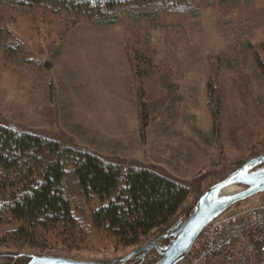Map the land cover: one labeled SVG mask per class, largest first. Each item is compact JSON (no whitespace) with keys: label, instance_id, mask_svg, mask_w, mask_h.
<instances>
[{"label":"rangeland","instance_id":"rangeland-1","mask_svg":"<svg viewBox=\"0 0 264 264\" xmlns=\"http://www.w3.org/2000/svg\"><path fill=\"white\" fill-rule=\"evenodd\" d=\"M10 37L27 54L10 66L0 45V120L191 183L179 224L205 190L264 153V79L256 64V58L264 61V0H194L185 13L124 16L112 25L71 24L41 9L0 4V38ZM115 87L132 97L124 112L135 114L122 119L131 131L115 132L114 116L100 104L93 102L99 109L89 115L82 109L90 95L108 104L105 94L112 92L106 91ZM43 92L51 103L42 99L37 109ZM17 226L14 220L0 224V264L9 254V264L36 255L105 262L155 236L124 248L100 232L81 240L48 230L37 246L16 247L9 232Z\"/></svg>","mask_w":264,"mask_h":264},{"label":"trees","instance_id":"trees-1","mask_svg":"<svg viewBox=\"0 0 264 264\" xmlns=\"http://www.w3.org/2000/svg\"><path fill=\"white\" fill-rule=\"evenodd\" d=\"M193 3L194 0H0L2 6L17 11L41 9L64 16L71 24L83 19L98 25L115 24L124 16L155 20L163 13H185ZM0 39L10 66L12 59H22L27 54L13 37ZM256 64L264 79V61L256 58ZM47 96L43 92L40 100L35 99L37 109L43 106L42 99L51 103ZM48 113L50 120L55 118L54 109ZM190 191L191 183L175 179L155 166L104 158L65 143L58 136H44L0 120V224L18 222L9 232L16 247L37 246L48 230L82 236L81 240L100 232L124 248L137 246L181 222L179 216ZM86 205L94 206L86 212ZM165 242L160 240L161 244ZM12 256L6 255L3 264H9ZM157 258L155 251L149 257L136 259L135 264H152ZM25 260L22 257L20 261Z\"/></svg>","mask_w":264,"mask_h":264},{"label":"water","instance_id":"water-1","mask_svg":"<svg viewBox=\"0 0 264 264\" xmlns=\"http://www.w3.org/2000/svg\"><path fill=\"white\" fill-rule=\"evenodd\" d=\"M264 153L243 161L234 171L205 190L197 199L192 212L178 225L170 227L141 243L126 255L105 262L78 261L53 255H36L25 264H125L130 260L143 259L155 250L158 258L152 264H174L183 257L202 227L229 206L264 191ZM243 186L230 196L218 193L232 185ZM161 239H168L161 244Z\"/></svg>","mask_w":264,"mask_h":264},{"label":"built area","instance_id":"built-area-1","mask_svg":"<svg viewBox=\"0 0 264 264\" xmlns=\"http://www.w3.org/2000/svg\"><path fill=\"white\" fill-rule=\"evenodd\" d=\"M174 264H264V191L208 221Z\"/></svg>","mask_w":264,"mask_h":264},{"label":"crops","instance_id":"crops-1","mask_svg":"<svg viewBox=\"0 0 264 264\" xmlns=\"http://www.w3.org/2000/svg\"><path fill=\"white\" fill-rule=\"evenodd\" d=\"M116 88V91L115 89H109L107 90L106 92H112V93H109V94H105V95H108L107 96V99L109 101L108 104H103V103H100L98 102L96 99H101V97H97V96H87L85 99H88V102H83V105H82V109L86 112L85 115H89L90 112H91V109L94 108L93 110H95V106L94 105H91L93 102L96 103V106H99L100 104V107L102 106L103 107V110L106 109V110H110L111 112L110 113H107V115L109 116H114V119L113 121H111L109 124L110 126L112 127L113 130H115V132H124V131H131V127L130 125H126L125 126V122L122 121V119H124L126 116H130V115H133L135 114L134 110L133 112H124L126 109H125V106L127 105V110H131L129 104H126L128 103L129 101H131L132 97H122V91L125 92V90L129 91V89L131 88V84L128 82L127 83V88H125V90L122 88V90H119L121 91L120 93H118L119 91H117V87ZM115 91V92H114ZM115 102H119L120 104L117 105L115 104ZM67 102L65 104V107H67ZM96 109H99V108H96ZM130 133V132H129ZM129 143V141H128ZM131 143V141H130Z\"/></svg>","mask_w":264,"mask_h":264},{"label":"bare ground","instance_id":"bare-ground-1","mask_svg":"<svg viewBox=\"0 0 264 264\" xmlns=\"http://www.w3.org/2000/svg\"><path fill=\"white\" fill-rule=\"evenodd\" d=\"M234 192H235L234 187L233 186H228V187H225L222 190H220L219 193H218V196H220V197L230 196Z\"/></svg>","mask_w":264,"mask_h":264}]
</instances>
